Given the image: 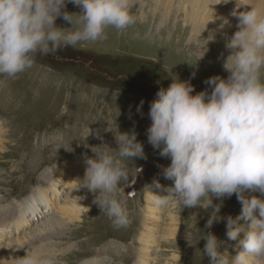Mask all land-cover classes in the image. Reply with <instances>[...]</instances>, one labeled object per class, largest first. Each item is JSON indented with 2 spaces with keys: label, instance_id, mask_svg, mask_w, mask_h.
I'll return each instance as SVG.
<instances>
[{
  "label": "rangeland",
  "instance_id": "obj_1",
  "mask_svg": "<svg viewBox=\"0 0 264 264\" xmlns=\"http://www.w3.org/2000/svg\"><path fill=\"white\" fill-rule=\"evenodd\" d=\"M174 1H168L161 8L159 0H135L132 12L137 22L123 34L110 28L104 41L78 44L55 55H38L34 66L16 78L0 76V127L5 140L0 151L2 214L10 215L14 211L7 203L21 202L36 187L44 188L48 179L58 176L64 161L79 158L85 162L86 157L94 156L92 149L115 153V136L120 132L134 130L147 155V159L127 161L129 179L135 174L141 175V188L136 197L132 198L128 190L130 183L124 187L122 198H127L132 219L128 228H115L93 203L94 194L86 189L78 190L73 184L74 189L67 190L69 195L62 192L64 201L68 196L78 197L85 210L80 213L81 221L67 224L68 229L54 228L50 236L60 235L47 240L48 244L42 243L44 239L37 240L38 247L50 248L56 264H136L146 194L153 188L154 180H159L164 187L173 183L163 176V168L170 165L171 159L162 157L148 142L150 104L159 88H167L177 77L191 79L195 92H200L207 88L205 81L209 77L228 76L223 67L230 54L223 44L227 37L212 34V29L206 30L209 31L206 35V31L199 32V27L193 29L183 7L175 4L176 9L170 10L169 4ZM234 2L243 4L245 0ZM67 10L81 11L72 3H68ZM56 23L71 27L62 18ZM208 40L215 43L208 44ZM141 101L143 115L137 111ZM136 186L139 187L138 183ZM159 192L166 193L164 188ZM153 198L157 199V195ZM57 199L61 200L59 196ZM168 200L160 229L168 225V214L173 211L180 217V234L160 241V250L152 256L156 257V264H210L203 251L206 243L203 238L209 231L225 241L221 251L229 259L238 254V241L227 238L226 219L208 229L205 225L212 209L208 212L202 208L188 209L176 197ZM54 210L51 206H45L41 212L37 210L31 219L33 223L25 229L29 231L43 223L55 214ZM241 210V203L233 195L223 201L220 214L236 217ZM20 233L12 234L3 242L8 238L14 240ZM38 234L36 230L34 235L42 236Z\"/></svg>",
  "mask_w": 264,
  "mask_h": 264
},
{
  "label": "clouds",
  "instance_id": "obj_2",
  "mask_svg": "<svg viewBox=\"0 0 264 264\" xmlns=\"http://www.w3.org/2000/svg\"><path fill=\"white\" fill-rule=\"evenodd\" d=\"M68 3L81 11L69 12ZM134 6L135 0H0V76L16 78L34 66L38 55L104 41L110 28L123 34L137 22ZM243 6L244 11L232 13L238 30L225 45L230 50L223 64L228 76L209 77L200 92L191 79L177 77L159 88L149 110L148 142L171 159L163 176L173 182L164 187L154 180L167 193L155 202L163 206L168 197H176L184 208L212 209L205 227L226 219L227 238L238 241V254L229 259L221 251L225 241L207 232L203 251L210 264H264V10L252 3ZM58 18L71 27L58 26ZM228 24L225 19L221 28ZM142 106L143 101L137 108L141 115ZM115 139V153L92 149L94 156L85 158L78 190L94 194L93 203L115 228H128L132 219L127 198H122L131 177L127 161L147 155L134 130ZM233 195L242 210L224 217L223 201ZM15 264H56V259L27 248Z\"/></svg>",
  "mask_w": 264,
  "mask_h": 264
},
{
  "label": "bare ground",
  "instance_id": "obj_3",
  "mask_svg": "<svg viewBox=\"0 0 264 264\" xmlns=\"http://www.w3.org/2000/svg\"><path fill=\"white\" fill-rule=\"evenodd\" d=\"M168 1L170 0H159L161 8H165L166 6L164 5L167 4ZM215 3L216 0H175L173 3L169 4V8L171 11L176 9V7H174L175 4L183 7V12L187 14L188 22L191 23L193 29L199 27V32L212 29V34H221L222 37L225 36L227 38L233 35L232 33L234 32V29H236L235 31L238 30V18L232 15L234 10L244 11L245 6L243 5L248 3H252L257 8L264 10V0H245L243 4H238V2L232 0H227V3L223 2V0L220 4ZM248 7L250 8L251 6L249 5ZM177 11H180V9H177ZM225 19L229 21V24L224 25L223 28H221ZM208 32L209 31H206L205 35L208 34ZM203 38L205 41L206 37L204 36ZM227 38L224 39L225 43L223 44L225 45ZM207 42L208 44L215 43L213 40H208ZM199 44L203 43L199 41ZM221 49L224 50L222 47ZM3 131L4 130L0 127V151H3L2 148H4L5 143L4 138L1 137ZM85 168L86 164L82 159L78 158V160L64 161L58 176L48 179L47 182L45 180L46 183L44 185L46 186L44 188L41 186H38V188L36 187V189L32 190L21 202H13V204H9L10 202L7 203L8 206H13L14 211L10 215L2 214V211L0 212V264H15V258L24 256L27 248L30 251L37 250L50 255L53 254L50 248L42 249L44 248V245L38 247L39 241L37 240L44 239L45 241L42 243L48 244L47 240L50 241V238H53L54 236L58 237L60 235V233H57L50 236L51 233H54V228L60 226L65 227L64 230H66L68 229L66 226L67 224L70 225L77 221H81L80 213L85 209L79 204V198L66 196L67 199L65 198L64 201V195H62V192L67 193L69 187L73 188L74 185L78 188L77 178L83 177ZM159 190L160 188L153 186V188L146 194L145 204L142 207L144 218L142 225L143 228L138 236L139 241L137 244V247H140L139 251L135 249L138 251L136 264H156V257L152 258V256L155 251L160 250V241H163L166 238L171 239L180 234V226L178 225L180 217L173 211H170L168 214V225L165 229H160L165 205H158L155 201L161 198V195H166L167 193L159 192ZM156 195L157 199H154L153 197ZM58 196L61 200L57 199ZM45 206L55 207V210L53 211L55 214H52L45 219L43 223H39L31 230H26L25 228L33 223L31 219H33L37 210L41 212ZM36 230L39 231L38 235H42L41 237L37 238L36 235H34ZM20 231L21 233L18 234L14 240L11 241V238H8L6 243L3 242L5 238L11 237L12 234L15 236ZM9 233L10 235H6ZM36 242L38 245L34 244ZM152 247L153 249H151Z\"/></svg>",
  "mask_w": 264,
  "mask_h": 264
}]
</instances>
